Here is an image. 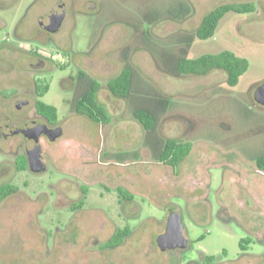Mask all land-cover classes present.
Returning a JSON list of instances; mask_svg holds the SVG:
<instances>
[{"label":"rangeland","instance_id":"obj_1","mask_svg":"<svg viewBox=\"0 0 264 264\" xmlns=\"http://www.w3.org/2000/svg\"><path fill=\"white\" fill-rule=\"evenodd\" d=\"M174 1L180 0H0V122L37 117L38 98L57 108L62 129L55 140L39 139L45 162L39 173L16 169L27 153L22 134L0 138V183L23 191L0 206V264H264V170L254 160L264 153V108L253 99L264 82V0H190L194 13L186 23L165 11ZM224 2H250L255 10L225 14L213 37L193 36L188 56L227 49L248 60L247 70L235 86L227 85L222 70L212 77L186 76L181 85L191 93L184 94L175 85L181 80L159 73L140 50L150 59L142 69L170 80L160 82L170 92L169 110L156 129L145 130L131 103L106 88L128 62L99 64L111 61L108 52L130 36L128 24L148 33L157 27L146 35L137 30L115 55L123 58L140 41L158 56L173 51L179 37H188L184 29H195ZM61 10L60 28L47 32ZM154 13L164 18L150 22ZM37 54L45 56L42 69L30 65ZM93 79L101 84L98 99L108 121L72 108ZM25 97L30 104L19 109L16 101ZM168 137L192 144L177 165L159 160ZM117 188L132 194L122 200L131 233L120 251L100 255L82 239H106L112 223H123ZM171 212L181 216L188 248L166 255L155 238Z\"/></svg>","mask_w":264,"mask_h":264},{"label":"trees","instance_id":"obj_2","mask_svg":"<svg viewBox=\"0 0 264 264\" xmlns=\"http://www.w3.org/2000/svg\"><path fill=\"white\" fill-rule=\"evenodd\" d=\"M165 9L169 13L170 18L176 19L180 17L182 19L190 15L192 5L188 0H180L174 1V3ZM254 10L255 7L250 2H224L217 5L204 15L194 34L182 40L184 43L183 48L177 51H161L158 56L152 53L158 67L163 72L173 76L204 75L213 69H220L226 73L225 82L227 85L235 86L240 76L248 68L249 63L245 57L239 56L227 49L217 53H203L196 57H188L187 51L192 43L193 36L201 40L213 37L219 21L225 14L229 12L248 13ZM157 14L159 13L152 14V18L149 21L155 22L164 18L163 16H157ZM126 55L127 51L125 50V59ZM125 62L127 61L125 60ZM84 79L85 72L80 70L78 82L83 83ZM100 88L101 84L97 80H87L86 87L73 101L72 108L74 112L84 115L93 121H108L110 115L98 99ZM36 89L38 90V86H36ZM46 89L47 86L44 87L43 91L45 92ZM107 89L112 95L125 98L131 103L133 117L148 131H153L157 128L159 121L163 114L169 110L171 103L170 96L159 92L149 84L139 81L134 68L129 63L124 64L121 71L107 82ZM41 95L39 94V96ZM259 106L264 108V106ZM34 108L48 122L53 124L57 122L58 111L54 105L45 103L37 98L34 101ZM191 147L192 144L189 141H181L169 137L165 138L159 150V160L177 165L189 154ZM254 160L256 167L264 170V153L257 155ZM24 168L25 162L19 166V169ZM118 192L122 199L132 200L130 192L120 188H118Z\"/></svg>","mask_w":264,"mask_h":264},{"label":"flooded vegetation","instance_id":"obj_3","mask_svg":"<svg viewBox=\"0 0 264 264\" xmlns=\"http://www.w3.org/2000/svg\"><path fill=\"white\" fill-rule=\"evenodd\" d=\"M100 4H101V2H100ZM59 28H60V26H59ZM46 31L49 32V33L56 32V31H49L47 29H46ZM6 40H8V38ZM3 46H5V44H3ZM22 56L25 58L26 57V53L22 54ZM30 57H32V56H30ZM30 65H31V67L35 66L37 69L44 68L46 66L45 56H41V54H37L35 56L34 62L31 61ZM24 86H26V85H24ZM19 100L26 101L27 103L25 105L30 104L27 97H25L23 99L18 98L17 101H19ZM25 105H22L21 107H19V109H22ZM37 115H38L37 117L27 116L26 114L23 115V117L21 118V120L23 122L21 124H17L15 121H11L9 119L5 120L4 122H0V138H3L5 140H9V137H11V136H14L16 134H22L23 144H24V146L26 148V139H25L23 131H22V127L26 123H28L30 121H37L39 124L46 125L49 129L60 127V125H58L57 123L53 124V123L48 122L43 116L39 115L38 113H37ZM41 119H44L45 122L43 120H41ZM41 137L48 138L45 134H41L40 138ZM40 157H41V159H42V161H43V163L45 165V162H44V159H43V155H42V152H41V146H40ZM18 158L20 160V163L18 165L15 163L16 169L17 170H23V169H19V166H21L22 163L25 162V168L24 169H29L30 170L29 162H28V153H26L24 156H19ZM16 160H17V158H16ZM117 190H118V188H117ZM21 192H23V191L20 190V188L18 186L14 185V184H11L9 182L0 183V206L1 205L3 206L5 204V202H7L10 198L20 195L19 193H21ZM81 194H82L83 197H86L87 191H85V189L81 188ZM118 194H119V192H118ZM24 197L26 199L25 201H27V196L24 195ZM120 199H121L120 210H121V213L124 212V214H125L121 218V222H123V223L119 224V226H117L116 224L112 223L111 226L113 227V225H114V227H115L114 231L106 239L100 238L99 236H95V234L92 235V238L89 237L90 239L89 238H84V237L82 239V241H85V242H87V240H88L87 244L89 246L90 245L91 246L92 245L96 246L97 247V251H98V253L100 255L101 254L104 255V254H108V253H113V252H116L118 250L120 251V249L123 247L124 243H126V241H127V236L131 233V229L127 226V222H126V208H125L124 203L122 202V200H124V199H122L121 197H120ZM80 208H81V206H79L76 209L78 210ZM104 219H105V221L108 220L106 217ZM165 228H166V225L164 227V230L162 232H160L155 238V245L157 246V249L159 251L164 252L166 255H168V254H171V253H174V252H182V251H184V250H186L188 248V239L186 238L187 239V246L185 248L175 247V248L161 249L160 246L157 243V237L164 233ZM183 234H184V228H183ZM184 236H185V234H184ZM66 239L62 238V242H65V241L72 242V241H69V240H66Z\"/></svg>","mask_w":264,"mask_h":264},{"label":"water","instance_id":"obj_4","mask_svg":"<svg viewBox=\"0 0 264 264\" xmlns=\"http://www.w3.org/2000/svg\"><path fill=\"white\" fill-rule=\"evenodd\" d=\"M63 10L54 14L52 25L47 28L49 31H56L62 21ZM253 99L256 104L264 106V82L256 86L253 90ZM26 101H17V107L25 105ZM26 139V150L28 153L29 168L32 172L38 173L45 169V165L40 157L39 139L41 134H45L49 140H55L62 134L61 127L49 129L46 125L37 121H30L22 127ZM183 222L178 212H171L167 217L166 228L163 234L157 237V243L161 249L165 248H185L187 239L183 234Z\"/></svg>","mask_w":264,"mask_h":264},{"label":"crops","instance_id":"obj_5","mask_svg":"<svg viewBox=\"0 0 264 264\" xmlns=\"http://www.w3.org/2000/svg\"><path fill=\"white\" fill-rule=\"evenodd\" d=\"M190 3H191V5H192V11H191V13H190V15L189 16H187V17H185V18H182V21H184L185 23L193 16V13H194V7H193V4H192V2L190 1V0H188ZM174 16H176L175 14H174ZM204 17V16H203ZM202 17V18H203ZM181 20V19H180ZM173 21H177V19H173ZM202 21V19L200 20V22ZM146 22H149V21H146ZM200 22L198 23V25L195 27V29H192V30H187V29H184V36H189V35H191V34H189L190 32H192L193 34H194V32H195V30H196V28L199 26V24H200ZM141 25V24H140ZM128 26L132 29V32L130 33V36H128L127 38L125 37V40H123L120 44H119V46L118 47H116V49H115V51H113V52H108V54H107V56H108V58H107V56H106V59L107 60H111V61H105V62H103V63H101V64H99V66H100V68L102 67H105V68H114L115 66L114 65H121L122 64V62L123 61H127L133 68H134V70H135V72H136V75H137V79L139 80V81H141V82H144V83H146V84H149V82H151L149 85H151V86H153L156 90H158L159 92H161V93H163V94H165V95H168V93H170L165 87H163V83L161 84L160 82H169L170 80L168 79V78H166L165 76H161V74H158L157 72L155 73V72H153V74L152 75H150V73L148 72V71H146V69H142L143 68V66L145 65V64H147L148 62H149V60L151 59L153 62H154V64H155V66H156V68H157V71L159 72V73H164V74H166V75H170V74H168V73H165V72H163L161 69H159V67L157 66V63H156V61H155V58H154V56H153V54L151 53V51H149V47L148 46H144V44L142 43V42H140V41H138L139 42V46H134L133 48H135L134 50H133V52H131V53H129L128 55H126V59L123 57V58H120L118 55H115V52H116V50L119 48V47H121V45H125L126 44V42H128L136 33H137V30H139V32H141V33H144V35H146V33L147 34H150V33H152L153 31H154V29L153 28H155V27H157V26H154L153 28L151 27V29H150V32L148 33V32H144V29L142 28V26H139V25H131V24H128ZM133 27V28H132ZM143 38V37H142ZM179 38H186V37H179ZM144 40V39H143ZM183 46H184V43L182 42V41H180L179 43H177L174 47H173V51H177L178 49H180V48H183ZM190 48V47H189ZM189 48H188V50H189ZM140 50H142V51H147L148 52V57L150 58H148L147 56H146V54H140ZM143 53V52H142ZM187 55H188V51H187ZM189 57V56H188ZM112 60H115V62L114 61H112ZM117 62V63H116ZM124 66V65H123ZM123 66H122V68H123ZM122 68H120L117 72L119 73L120 71H121V69ZM215 70H220V69H213V70H211L210 72H208L207 74H204V75H189L188 77H196V76H204V77H212L215 73H217ZM223 71V70H222ZM117 73V74H118ZM218 73H221V72H218ZM116 74V75H117ZM115 75V76H116ZM114 76V77H115ZM170 76H172V77H176V78H179L181 81L179 82V83H175V85H178L179 87H180V89H179V91L181 92V93H184V94H190L191 93V91H190V89L189 90H187V88H186V86H184V85H181V83L183 82V80H184V77H186L185 75H182V76H173V75H170ZM221 76H223V78H225V80H226V73H225V76L223 75V74H221ZM149 81V82H148ZM106 88H107V83H106ZM100 90H101V88H100ZM99 90V91H100ZM99 93V92H98Z\"/></svg>","mask_w":264,"mask_h":264},{"label":"built area","instance_id":"obj_6","mask_svg":"<svg viewBox=\"0 0 264 264\" xmlns=\"http://www.w3.org/2000/svg\"><path fill=\"white\" fill-rule=\"evenodd\" d=\"M55 56H56V57H60V56H61V53H60V52H56V53H55Z\"/></svg>","mask_w":264,"mask_h":264}]
</instances>
